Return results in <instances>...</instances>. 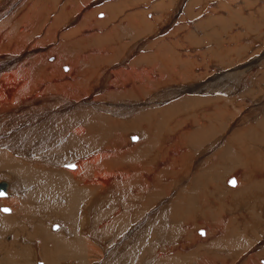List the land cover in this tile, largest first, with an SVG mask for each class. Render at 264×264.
<instances>
[{
    "label": "bare ground",
    "instance_id": "bare-ground-1",
    "mask_svg": "<svg viewBox=\"0 0 264 264\" xmlns=\"http://www.w3.org/2000/svg\"><path fill=\"white\" fill-rule=\"evenodd\" d=\"M20 1L21 0H0V6L2 5L0 7V10L7 7V9H3L2 12L0 11V13L5 12L6 10L8 11L6 15L8 16L10 23L9 31L12 36L10 39L14 41L13 44L14 47H15V42L19 44H23L24 43L23 41H26L28 38H30L32 35H34L36 32L39 31V29L41 28L40 25L41 21L45 19L43 17L45 13L42 12L44 10L45 4H47V6L49 5L48 8H50L51 6L55 10L56 8L55 5L58 4L59 2V0L56 1L36 0L38 2H36L34 5L36 6L35 9L28 6L27 9L29 11L24 13L25 9L24 10L21 9ZM67 1L68 2L72 1V2H69L68 4ZM67 1H66L67 5L76 6V4H78L76 2L77 0H67ZM73 1H75L76 4H72ZM110 1L112 2H109L102 7V10L104 12L99 9L98 11L96 10L97 13L96 15L98 17L96 15L94 17L97 18L106 17V20L102 24H100L98 20H95L96 25L94 26H96L95 27L96 30H94L89 26L90 23L88 24V19H87L88 16H86L85 21H82L81 23L83 27L82 30L85 29L86 35H83L84 33L81 34L82 31L76 33V31L73 30L74 31L73 34L72 33H69V35H67V33L62 34L61 36L62 40L60 43H58L59 45L58 44L57 46L50 45L52 47L56 46L55 47L56 52L54 50H50L48 52V53H52L51 55H53V52H55L54 54H56V57L55 56L54 57L56 58V60L53 61L51 64H48V66L46 62H43L40 54L28 60V58H25V55H27L28 52L21 51L22 54L17 56H14L15 54L10 55L8 53V52L15 53L17 50L19 51L22 50V48L0 46V52L3 51V53L0 54V182L6 181L7 183L6 194L0 196V211L6 213V214L0 213V237H3L0 239V264H38L39 262H36V260L40 258L43 259L46 262V264H133L134 262L133 260L136 259L134 257L140 255L139 253L140 250L143 248L144 250L148 249V246H146L142 242L144 240L141 239L144 236L143 235L144 231L140 229L143 223L141 221L140 222L137 221L138 217L141 216V213H143L142 210L146 211V209H144L146 208V205L149 206L152 200L156 202L155 201L156 199L154 200V198H151V194H153L152 192L146 196L145 194L147 193H145L143 198H140L139 196L140 194L139 195L137 194L138 196L137 195L136 196L138 197V199L139 198L140 199L136 201L137 197L133 196L135 191H133V193L131 194V191L129 189L130 188L133 189V186L135 185H138L136 186L138 190H141L143 188L141 185L138 184L141 181L140 179L141 175H144L148 181L153 177H155L154 180L156 182L158 177L157 173L160 172L159 179L160 181L161 178L164 180V178L168 177V175L166 173L167 169L165 168L166 170H164L163 166L165 163H167L166 160L167 161L170 159L172 160L171 157L174 156H177L175 160H172L174 161V163L172 162V165L169 162L167 163L171 165L168 168L170 170L169 172H172L173 164L178 167L176 163H179V165L182 164V166L184 165V167L189 163V161L190 162L196 161V164L195 166H191L192 164H189L186 168L187 170L186 175L183 176L179 175L182 178L184 177L183 179H179L181 177L178 178L177 176V178L179 179L178 182H180V184H178L179 186L177 185L176 187L181 186L180 189H178L179 191L175 192L174 194H171L173 192L168 193L171 194L170 198L167 200L168 207L171 209V212L173 213L172 216H174V220H176L177 223H175V225L172 226H167V229H166V225L164 229L160 227L161 231L163 229L162 232L164 234L156 233L157 236L154 235L153 237V238L158 237L159 239V240L157 239L158 242H160V244L163 243L164 244L163 247L167 246L166 248L170 252L165 253L164 255L162 254L163 250L161 252L155 250L154 257H152L153 255H151L152 259L146 258L140 264H218L217 262L221 260L219 259L221 257L216 255L217 252L211 251V250H215V249H211V247L216 248V246L222 244L223 241V244L230 247L229 252L231 253L232 249H236L239 247L238 248L239 250L241 247L240 244H243L241 242H243L244 239L241 238L242 240L240 241L239 237H241V235H239V231H241L240 229L241 226H245L244 225L245 222H242L241 219H237L238 220L237 221L235 219V217L237 216L232 217L233 222L236 223L235 225H233L234 223H231L228 220L230 216L226 217L228 218L226 219L227 221L223 222L221 218L225 219L227 213V210L224 209L225 206L223 207L218 206V209L215 205L214 208L211 206H207L204 197L206 196L211 200H215L220 196V193L214 191L215 188H213L211 191H209V195L207 194L202 184L203 179L206 177L207 174L205 173V171L202 172L198 171L197 165H200L201 163L204 164V162H202L204 158L208 156H213L214 153L212 154L211 152L212 141L215 140L214 142L218 144L220 143L221 140V142L223 141L222 142L223 146L219 150H217V152H215L216 155L214 156L217 162L215 165L212 164L211 166L213 167L212 170L216 171V174L213 173V175L215 174L216 177L212 176V178L215 179L216 181L217 180L219 181V179H221V181L223 179L225 180L224 177H226L230 173L232 174L233 171L235 172V169H237V167L238 168L240 167V169L244 168L243 171L246 170L248 172L249 169L247 170V168L250 167L251 165L249 166L243 163L245 162V160H243L244 156L242 157V155L246 152L247 153L251 152L250 148L252 146L249 147V149L247 146H249L252 141L249 140L251 142L248 145V142H246L245 140L243 141V137H246L248 139L252 137V139L260 140L259 138L261 136L259 137L258 135L259 133H257V129H251V128H250L251 130H248L246 132L244 131L245 129H243L242 133L236 132L238 134H235L234 136L232 135L238 129L240 130L241 128H244V125H246V123H248L249 121L251 122L252 118H256V116H259L260 118L261 117L260 115L264 114V100L261 99L260 104H258V101H256L258 106L254 105L253 107L251 106L246 110L243 109L244 110L243 113L237 116L236 122L233 123L231 121L232 117L227 120V118H229L230 116L227 117L226 112L230 111L229 109L233 110V108H237L238 104L233 108H229V105L226 106V103L224 104L223 100L222 101L219 100L220 97L215 96L214 98H212L209 97L210 96L209 95L207 96L209 98L207 97L203 98L201 94L203 95L204 93L208 94V92H212L213 94L215 93V91L226 93V91L227 92L230 91L231 93L236 92L235 95H237V93H239L238 91L239 86L236 87V85L233 84V87L231 85H228L229 88H227V84L221 83V85H219L218 88H215L218 86L216 79L218 77L220 78L221 76L213 75L214 79L212 77L210 80L208 79L203 80L208 75L207 68L210 66V64L209 66L206 65L207 67L205 66L207 71L205 70V72L204 71L201 72L200 69L202 66L195 68L196 66L194 65L197 64L194 65L192 64V62H194L195 60L190 62L192 60V59L190 60V58L189 60L188 58L186 59L182 58L183 60L179 59L181 55L177 52V54L180 55L179 57H177L176 56L177 54L174 52V50L168 46L169 44L167 45L165 43H159L157 47L156 46L157 43L155 40L156 39L158 40L159 39L158 37L160 36L163 37V41H164V35L167 33L165 31H168L167 29L170 27V23H168V21H165V18L163 22L160 25H157V28H155L156 30L155 35H158V37L153 40L155 42L152 43L151 40L148 41L146 38H144L145 36L143 35H147L146 33L150 32V29L151 31L154 30L153 28L155 27L154 26L155 24L153 23H155V21L152 20L156 19L155 16L159 18L161 17V15L157 16V14L154 13L153 11L151 14L150 10H152V8L153 9L155 8L159 10L160 13V9L163 8L164 5L162 3L158 4L159 9L157 8V5L155 6L152 4L150 5L151 6L150 8L148 7L149 12H146L145 14L146 15H148L149 13L151 14V16H149L151 17L150 18L152 21L151 22L149 21V19H147L148 21L145 20L146 19L145 14H143L144 11L143 12L141 11L144 7L142 2H140L141 9L138 11V8H140V6L138 5L139 4L138 1L133 2L131 0H125L126 1L125 6L123 5L124 8L122 9V11H120L121 6L117 4L119 0L117 2L114 0H110ZM2 3H5V5ZM95 3L96 1H94V3L92 4L89 3L90 5L87 4V6L85 3V6L82 8V11L89 8V6H93ZM18 6L20 8H18L13 12V10ZM60 6L58 7L60 8ZM64 6L62 5L63 10H65ZM41 7L43 8L42 11H41L42 9ZM128 7L131 8L128 9ZM62 8L60 9L61 11L59 10V12H57L56 16L54 15L55 17L53 16L54 18H52L53 22L50 23L52 24L50 28L53 26H57L56 24L58 25H63L64 23L67 24L68 22L65 21L66 20L65 18L66 16L70 15L69 12L76 14L77 10L80 11L79 7H76L74 9L72 8L74 12H71V10L70 11L67 10L68 13H65V11H62ZM67 8L69 9V7ZM19 10H21V12L16 16H13V18L12 15H9L10 13L18 12ZM164 10L165 9H163V11ZM48 11H50V9ZM82 11H80L81 14H83ZM52 12L54 13V11ZM246 17L248 18L249 16L246 15ZM219 19L220 18H218V22ZM157 20L156 22H158ZM256 22H258V20ZM12 23H15L16 25L13 26ZM107 23L108 26H105L104 24ZM163 23H166V25L164 24L165 25L164 26ZM149 24L153 25V26L151 25L150 29H148ZM236 24L238 25V23ZM251 24H255V23H251ZM20 25H22V27H20L19 29ZM226 25L228 26V24ZM258 26L259 25H257L256 28ZM1 28H3L2 24H1ZM252 28H253L252 30H254V27ZM1 30L2 29H0V32ZM17 30L19 31V33ZM48 31L49 29L46 31L45 36H48L47 34ZM100 32L103 33V34L101 33L102 36H97ZM6 33L9 34V32ZM75 33L76 35H74ZM151 33L154 32H150V34ZM104 34L106 35L104 36ZM73 35L74 37L73 39H71L72 38L71 36ZM192 36L193 35H191V37ZM227 36L229 35L227 34ZM80 37H82L83 40L78 41L79 40L78 38ZM48 39L49 37L46 40ZM74 39H78V40L74 41ZM124 39L125 41H123ZM41 40L33 42V45L36 46L38 44H41L42 42H45V39H43V41ZM146 41L147 43H145ZM179 43H181V41ZM214 44L216 45V49H217L219 43L217 42L216 39L214 41ZM243 44L245 46V42ZM196 45L193 47L200 48V46H198L199 44L196 43ZM177 46L180 47L182 45L179 44ZM177 46L176 48H178ZM173 47L175 49V44ZM183 47H180L178 50L186 49L185 52H188L187 57H189L190 51L188 49H190L191 46L188 45V48L187 47L183 48ZM24 48L26 47L24 46ZM140 48L143 49L142 52L141 51L139 52ZM193 49L192 51H194L197 55L203 54L204 52L205 55L206 53H208L209 56L208 55L206 56L211 57V59L212 58L214 59V57H216V61L218 60V62L221 61L222 56L224 57L223 52L221 50L216 51V49L213 48H212L213 50H210L204 47L202 52H199L201 50L198 49H197L198 51L196 52V50ZM76 51L80 52L78 53V55H81L80 56L81 58L78 56V60L80 59L82 60V58L87 56H90V58L89 59L87 58V60L85 61H83L84 60L83 59L82 62L84 63H80L81 61H79V63L75 64L74 60L77 61L76 59L77 57H75V59L73 60L74 63L71 62L72 63L71 64L70 62H68V65L70 64L71 66V68H69L70 71L68 72L65 71L66 72V73L64 72L65 74L63 73L61 74V72L59 73L58 66L59 65L61 66V63L63 61H68L69 58H71ZM137 52H139V54H136V56L135 57L133 56L134 58L132 57L133 59L130 60L129 59L130 55L135 54ZM75 54L77 55V53ZM197 55H195V58L202 59L201 58L202 56H197ZM72 59L70 60L72 61ZM202 60L204 62V59ZM126 61H128L129 63H127ZM223 62L222 64L224 65ZM45 64L47 67L45 66ZM226 64L228 65V63ZM229 64L231 63L229 62ZM215 65L217 64L215 63L212 69L215 67ZM219 65L220 64L218 63V66ZM73 67H75V70ZM152 67L156 75L152 74L151 71ZM189 68L191 73L189 72ZM62 69L64 70V68ZM233 73H229V74L231 75ZM128 77H130L129 78L130 84L127 83L128 80L127 81L125 80ZM73 80L75 82H73ZM239 80L240 79H238V81ZM161 81L165 83V87L168 85V88L163 87L164 85L162 84ZM263 81L264 80L262 79L261 83H263ZM247 82L248 81L246 82L244 81L241 84V86L243 84H247ZM236 84L238 85V83ZM252 85L254 87L253 83L251 84V86ZM257 87H259L258 82H257ZM263 87L264 85H262V88ZM235 88L237 89V91H235ZM202 89L204 92H202ZM182 92H187V94H185V97L183 95L181 96ZM241 92L243 94V91ZM251 92L253 91L251 90ZM147 93L149 94L147 95ZM261 93L262 92H260V94ZM145 94L147 97L149 96L151 97L148 100H143L145 99L144 97ZM192 94L193 96L196 95L197 99L186 98V96L189 97L192 96ZM255 94L256 93H253L254 97ZM49 95L53 97H48ZM171 95L173 98L176 95H178L179 97L181 96V98L184 97V100L179 98L175 101L173 100V102L172 100H170L171 103L169 101V104L167 105L162 104L167 99H170ZM253 96L252 95L249 96V98L251 99H249L247 96L246 97L252 102L254 101L252 100ZM256 97H258V95H256ZM204 101L206 102L210 101L209 105L208 106L203 105L201 106L200 109H196V112L192 113V115L198 114V116H196L198 117V121L196 120L195 122H199L202 125H198L197 123H195L196 124L195 125L194 124L195 118L194 119L192 118L191 120L189 119L186 120L185 118H188L187 115L188 116L190 115V113H188V110L189 109L191 110V108L195 107V105L197 104L201 105L203 103H206ZM232 101L229 100V103H231ZM236 102L238 103L239 101ZM254 104L256 103L254 102ZM161 105L163 106L160 107ZM209 112H210L209 115L204 114ZM177 113L181 115L179 118L174 117L175 114ZM230 113H232V111ZM238 114H239V110H238ZM127 116H131V118L128 120ZM124 118H126V120ZM169 118L173 121L176 119L181 120L182 123L181 124L179 123L178 125L176 124L177 127H174L175 128L174 130H172L173 129L172 128L169 131V128L171 127L169 126L168 128L167 126H165L166 124H168L167 122L169 121L167 120H169ZM183 118L186 121L185 120L183 121L182 120ZM263 122L264 120H261L260 124H264ZM259 125H258L259 127L258 130L260 131L261 128ZM125 133L126 136H124ZM136 133L140 135L141 139H139L138 142L135 144L137 138L133 137L132 135ZM161 135H162L161 143H163L162 146L167 144L168 141L169 142L171 141L170 143L171 146L173 145L176 146L177 143L178 146L179 145H183L187 147L189 146L188 148H190L193 151L189 150L186 147L188 149L186 152L177 146L174 147V149L172 150L169 144H167V148L169 146L170 149L165 148L166 146L164 148L166 150H169V152L167 153L168 159H163L165 158V155L162 156V151L160 150L161 145L158 146L157 143V140L160 141L159 139ZM221 135L222 136L225 135L226 137L223 136L222 138H220ZM263 136L264 135H262V137ZM130 138L131 141L129 142ZM257 140L256 141L253 140V141L257 143L259 142ZM173 141H175L174 144ZM245 142L247 143V146L245 145L246 144ZM202 144H205L204 145L205 147L202 150H200L201 149L200 146ZM218 147L219 146H217V148ZM255 147L257 148L258 146ZM258 149L259 147L257 148V150ZM202 151L204 153L202 159L198 157L194 159L192 158V156H199ZM262 156H264V154ZM249 157L252 158V156ZM253 157L256 158L255 155ZM190 158H192L193 160H190ZM261 158L263 159V157ZM154 161H155V165H153ZM50 162H51V166L43 165L45 163L50 164ZM71 162L76 163L77 166L76 169L72 170L69 168L67 169L65 167V166L74 167V164H69ZM258 162H261L260 158L258 159ZM95 164H97V167H94ZM92 166L94 168L90 169ZM181 167L178 168L181 170ZM194 168H195V173L193 175H191L193 172L189 174L188 172L189 171L191 172L192 170H194ZM252 168L253 166L251 167V169ZM174 170L175 169L173 168V171ZM255 170H258L256 172L258 178L259 177L261 179L263 178L264 181V167L262 168V165L261 166L255 165ZM178 171L176 168V172ZM236 172H238V169L236 170ZM249 172H248L249 176H247L248 174L244 171L246 178L250 177L251 174L254 173V171H249ZM231 176L232 177L228 178L226 181V183L229 186L227 187L226 184H223L226 186L225 188H228L229 192L231 193L230 199H233L232 197H234V195H237L234 194L235 190L239 194L245 193L247 191L249 192L248 189L250 188V185L253 184L252 182H251L252 184H248L250 182H248L247 180L246 183H244L243 180H242L243 182L239 181L243 177H238L237 179L235 176L233 175ZM119 177L122 178V180L120 181L116 180ZM187 177L189 178V180H187ZM209 177L211 178V176ZM7 178L12 179V181L13 179L16 180L15 182L13 181L12 183L17 185L19 192L21 193V196L18 194L20 197L19 196L15 197V193H14V195H12L14 198L12 197V199H10L9 194L13 193L14 189L12 185L10 186V184L12 183L9 184V182L6 180ZM253 178H255L256 181L258 179L256 176ZM251 179L252 178H250V180ZM168 180L169 181L167 182L161 181V183H163L166 186L168 185L172 188L173 183L170 181V179ZM185 180L189 181V184L186 185L187 181L184 182ZM234 181L235 184H232ZM236 181H237V187L234 188L236 185ZM143 182L140 183L143 184ZM258 183H260L259 187L263 185L262 180L261 182L260 181L257 182V184ZM183 184L185 185V187H182ZM258 185H256V188ZM262 187L264 190V186ZM162 188H165V186L161 187V189ZM107 189H109L110 191L106 192ZM156 189H158V187L157 188L155 187L153 190H155V192L157 193ZM116 191H120V193L118 194ZM149 191L150 190H148V193ZM162 193H164V191ZM215 193H218V197L217 195H215ZM222 193L221 196L222 197L225 196ZM225 193H227V191ZM125 194H128L126 195L127 196L126 201L129 202H126L122 198V196H124ZM130 195L133 196L132 198L133 201L132 200L130 201L132 197ZM155 196L157 197V194L153 195L152 197ZM166 196L168 197L169 195L166 194ZM245 196H247L246 193ZM106 197H110L107 200V202H105ZM214 197L215 199H213ZM121 198L123 200V205H124L123 210H119V209L116 210L120 214L118 215L116 212V216L114 218H111L112 220L109 221L111 222L110 225L107 228L103 229L104 226L103 227L101 226L103 222L102 223L99 222L103 221L109 216L110 210L109 209H108L109 211H107V209L102 210L100 205L102 204L104 207H106L110 205L109 203L112 204L116 199L120 201ZM128 198L129 200H127ZM134 198L136 199L134 200ZM225 198H227V196H225ZM260 201L262 200L260 199ZM1 205H10L12 213L8 214V212H10V208L8 207H7L8 211L2 210V208L5 206H1ZM253 205L254 204H252L251 207ZM121 206H122V202H120V208ZM161 208L163 209L162 206ZM151 210H154L153 207L152 209H150V213ZM93 211L95 214H93ZM160 212L159 214L161 215ZM163 214L165 213H162V215ZM153 216L155 218V216L157 215H153ZM172 216L170 217L172 218ZM178 217L180 218L183 217L184 219H186V220L184 219L180 220L182 222L184 221L183 227H185L186 222L189 221L193 222V220L198 222L197 223L198 226L196 227V229H198L197 233H199L200 235L204 236L206 234L205 236H207L210 235L212 232L213 233L217 232V230L220 232L223 231L222 235L219 236L220 237L219 239L215 238L214 240L213 238L212 241L208 239L211 242L208 245L193 243V245L191 246L193 248H191L188 245H185V243L183 242L179 244L177 243V249L174 251L173 242L171 240L175 239L176 241L177 240L181 241L180 240L181 237L179 236V234L181 233L187 234L185 235V238L190 236L189 233H187L188 231H184V229L182 228V224L180 225ZM200 217H204L205 222L208 223V225L206 224L207 226L213 227L217 230L212 231L210 227H208V229L211 230L210 232H208L207 228L206 230L205 228H203L202 224L200 225L201 222ZM150 219L149 222L146 224L150 225L154 221L158 220V219L155 220L156 218L153 219L154 221ZM162 220L163 219L160 217L159 220L157 221V225L159 221ZM255 222L256 221H254V223ZM161 223L162 222H160V224ZM254 225L252 222L253 227ZM248 228H246V230ZM53 229H57V230H53ZM158 230L160 232L159 228ZM152 231L153 230H151V232ZM86 232L88 234V237L84 236ZM242 232H244L243 233L244 235H247L245 234V229ZM93 233L96 234L97 236L96 235L94 236ZM8 234H10L11 237H8ZM106 237H113L117 241L111 239L112 242L115 241V243H112L110 242L109 239H106L105 242H103L104 241L103 239H105ZM246 238L249 239V237ZM108 240L112 244L107 242ZM191 240L192 239H190V241L185 240V242L192 244L194 240L193 241ZM199 240H203V239H201V237L198 236L196 242L198 243ZM131 245H133L134 247ZM152 246L154 247V245ZM249 246H251V244ZM249 246L248 245L245 246L246 249ZM185 247L186 249L190 247V249H188L189 251L187 250L188 252L182 251ZM207 247L210 248L206 250ZM170 248L174 252L171 253L172 250H169ZM238 250L236 251L238 252ZM241 250L243 251L242 247ZM234 252L235 251H233L229 255L231 256H233V254L236 255L237 252L235 253ZM249 252L251 253V251ZM246 253L247 255L249 254L248 252ZM145 255L147 254L145 253ZM260 255L264 256V250H262ZM250 257L249 259H252L251 261L252 263H254L253 260L255 258L253 256L252 257L254 259ZM260 258L262 259V261L260 260L259 261L262 264H264L263 257ZM238 259L242 261V259L240 258ZM258 259L259 258H257V260ZM239 260L235 259L232 260V262L234 261V263H236ZM114 261H116L117 263ZM259 261H257L256 264ZM225 262L228 264V262L230 261L227 262L225 259ZM225 262L223 261L221 262V264H225ZM248 263L251 264V262Z\"/></svg>",
    "mask_w": 264,
    "mask_h": 264
},
{
    "label": "rangeland",
    "instance_id": "rangeland-1",
    "mask_svg": "<svg viewBox=\"0 0 264 264\" xmlns=\"http://www.w3.org/2000/svg\"><path fill=\"white\" fill-rule=\"evenodd\" d=\"M56 1V0H55ZM67 0H64V4H63V2H62V0H59V2H58V4H56L55 6H56V8H55V10L50 6V8H48V6H47V4H45V7H44V10H43V8L41 9V11L43 12V13H45L44 14V20L43 21H41V23H40V25H41V28L39 29V31L38 32H36L34 35H32L30 38H28L26 41H23L24 43L23 44H19V43H16L15 42V47H20V48H22V50H17L15 53H10V52H8L10 55H14V56H17V55H20V54H22L21 53V51H23V52H28V54L27 55H25V58H28V60H30L32 57H34V56H37V55H39L40 54V56H41V58H42V60H43V62H46L47 63V66H48V64H51L53 61H55L56 60V54H54L55 52H56V49H55V47L57 46V44L58 43H60L61 42V36H62V34L63 33H67V35H69V33H74V31L73 30H75L76 31V33H78V32H81L82 31V33L81 34H83V35H86L85 34V29L84 30H82L83 29V27H82V25H81V23H82V21H85V17L86 16H88V24H89V26L91 27V28H93L94 30H96L95 29V27L96 26H94V25H96V21L95 20H98L99 21V23L100 24H102L105 20H106V17H104V18H97L98 16L96 15L97 13H96V10L98 11V9L99 10H102V7L103 6H105L107 3H109V2H112V1H110V0H94V1H96V3L93 5V6H89V8H87V9H85V10H83L82 11V8L85 6V3H86V6H87V4L88 5H90V4H92V3H94V1L93 0H84V1H76L78 4H76V2L75 1H73V3L72 4H76V6L75 5H67V2H66ZM86 1H88V2H86ZM114 1H118V0H114ZM131 1H138V5L140 6V8H138V11L141 9V3L140 2H142L143 3V5H144V7H143V9L141 10L142 12H143V14H145L146 12H149V8L151 7L150 5L152 4V5H157V8L159 7L158 6V4H160V3H162L164 6H163V8H161L160 9V13H159V10H157V9H153L152 8V10H150V12H151V14H152V11L154 12V13H156L157 14V16H160L161 15V17L159 18V17H156L155 16V20L153 19L152 21H155V23H153V24H155L154 26V30H152L151 31V29H150V27H151V25L152 24H149V28L148 29H150V32H154V33H151L150 34V32H148V33H146L147 35H143V36H145L144 38H146L148 41L149 40H151V42L153 43V42H155L156 41V46L158 47V44L159 43H165V44H169L168 46L170 47V48H172L173 50H174V52L177 54V52L181 55H179V54H177L176 56L177 57H179L180 56V58L179 59H181V60H183V59H186V58H188V60H189V58H190V62H192V61H194V62H192V64L194 65V64H197V65H194V66H196L195 68H197V67H201V69L200 68H198V69H200L201 70V72L202 71H204L205 72V70L207 71V69H208V75L206 76V78L205 79H203V80H206V79H208V80H210L212 77H213V75H216V76H221L219 79L217 78L216 79V81H217V87H215V88H218L219 87V85H221V83L222 84H227V88H229L228 87V85H231L232 87H233V84L234 85H236V87L237 86H239V89H238V91H239V93H237V95H235L236 94V92L235 93H231L230 91H226V93H221V92H216L215 91V93H213L212 94V92H208V94L207 93H204V95L203 94H201L202 95V97L203 98H206L207 96H209V97H212V98H214L215 96L217 97H220V99L219 100H223V102H224V104L226 103V106L227 105H229V108H233L234 106H236L237 104H238V106H237V108H233V110H231V109H229L230 111H227L226 112V114H227V117H229V118H227V120L228 119H230L231 117H232V122L234 123V122H236L237 120H236V118H237V116H239L240 114H242L243 113V111L244 110H246L247 108H249V107H253L254 105L255 106H258V104H260V101H261V99H263L264 100V87L262 88V85H264L263 83H264V81H263V83H261L262 82V79L264 80V0H131ZM177 1H179V2H177ZM224 1V2H223ZM239 1V2H238ZM30 3V4H27V3ZM36 2H38V1H36V0H28L26 3H24L23 5H21V9L22 10H24V13H26L27 11H29L28 9H27V7L28 6H30V7H32L33 9H35V7L36 6H34L35 5V3ZM69 2H72V1H69ZM69 2H68V4H69ZM85 2V3H84ZM100 2V3H99ZM125 0H119L118 1V5L119 6H121V9H120V11H122V9L124 8V6H125ZM169 4H168V3ZM174 2V3H173ZM183 2H184V4H183ZM235 2V3H234ZM238 2V3H237ZM257 2V3H256ZM261 2V3H260ZM56 3V2H55ZM90 3V4H89ZM179 3V4H178ZM234 3V4H233ZM246 3V4H245ZM2 4H4L5 5V3H2ZM60 4H61V6H60ZM194 4V5H193ZM224 4H226V5H224ZM228 4V5H227ZM241 4V5H240ZM261 4V5H260ZM3 5V6H4ZM62 5L64 6V9L65 10H63V8H62ZM124 5V6H123ZM178 5H180V6H178ZM183 5V6H182ZM191 5H193V6H191ZM219 5V6H218ZM237 5V6H236ZM2 6V5H1ZM0 6V7H1ZM58 6H60V8L58 7ZM81 6V7H80ZM177 6V7H176ZM211 6H212V9H211ZM58 7V8H57ZM67 7H69V9L67 8ZM70 7H71V9H70ZM76 7H79V9H80V11H82V13L83 14H81L80 13V11L79 10H77L76 11V14H74V13H70L69 12V14L70 15H68V16H66V20L65 21H67L68 23L67 24H65L64 22V24L63 25H58V24H56L57 26H53V27H51L50 28V26L52 25V24H50V23H52L53 22V20H52V18H54L56 15H57V10H60L61 8H62V11H65V13H68V12H66L67 10H71V12H74L73 11V9L74 8H76ZM149 7V8H148ZM193 7V8H192ZM245 7V8H244ZM18 8H20L19 6L17 7V8H15L14 10H13V12L15 11V10H17ZM47 8V9H46ZM73 8V9H72ZM129 8H131V7H128V9ZM263 8V9H262ZM3 9H7V7L6 8H3ZM2 9V10H3ZM50 9V11H48ZM89 9V10H88ZM159 9V8H158ZM163 9H165L164 11H163ZM176 9V10H175ZM191 9V10H190ZM216 9V10H215ZM2 10H0L1 12H2ZM52 11H54V13L52 12ZM56 11V12H55ZM61 11V10H60ZM103 11V10H102ZM171 11V12H170ZM220 11V12H219ZM21 12V10H19L18 12H15V13H10L9 15H12V18H13V16H16L17 14H19ZM78 12V13H77ZM95 12V13H94ZM104 12V11H103ZM158 12V13H157ZM5 13V14H4ZM8 13V11L6 10L5 12H3V13H0V29H2L1 30V32H0V46H2V47H12V48H15L14 46H13V44H14V41H12L10 38L12 37L11 36V34H10V31H9V27H10V23H9V18H8V16L6 15ZM31 13V12H30ZM46 13H48V14H46ZM139 13H141V12H139ZM175 13V14H174ZM181 13V14H180ZM221 13H222V15H221ZM243 13V14H242ZM122 14V13H121ZM151 14L149 13L148 15H146L145 14V20H147V19H149V21H151V17H149V16H151ZM170 14H172V15H170ZM191 14V15H190ZM244 14H246L247 16H249L248 18L246 17V15H244ZM259 14V15H258ZM55 15V16H54ZM97 16V17H94V16ZM169 15V16H168ZM54 16V17H53ZM76 16V17H75ZM144 16V15H143ZM190 16V17H189ZM219 16V17H218ZM223 16V17H222ZM247 18H245V17ZM252 16V17H251ZM73 17H74V19H73ZM83 17V18H82ZM225 17V18H224ZM90 18V19H89ZM95 18V19H94ZM159 18V19H158ZM164 18H165V21H168V23H170V27L167 29L168 31H165V32H167L165 35H164V41H163V37H158V35H155L156 33H155V28H157V25H160L162 22H163V20H164ZM217 18V19H216ZM218 18H222L221 20L219 19V22H218ZM11 19V18H10ZM158 19V20H157ZM162 19V20H161ZM251 19V20H250ZM254 19V20H253ZM263 19V20H262ZM156 20L158 21V22H156ZM214 20V21H213ZM242 20V21H241ZM249 20H250V22H249ZM258 20V22H256ZM5 21V22H4ZM51 21V22H50ZM100 21H102V22H100ZM148 21V20H147ZM151 21V22H152ZM174 23H173V22ZM222 21V22H221ZM228 21V22H227ZM240 21V22H239ZM252 21V22H251ZM74 22V23H73ZM224 22V23H223ZM44 23V24H43ZM173 23V24H172ZM201 23V24H200ZM232 23V24H231ZM236 23H238V25L236 24ZM240 23V24H239ZM251 23H255V24H251ZM1 24H2V27L3 28H1ZM13 24V26L14 25H16L15 23H12ZM11 24V25H12ZM166 25V23H163V25ZM212 24V25H211ZM224 24H225V26H224ZM226 24H228V26L226 25ZM260 24H262V25H260ZM81 25V26H80ZM105 26H108V23L107 24H104ZM164 25V26H165ZM216 25V26H215ZM246 25V26H245ZM248 25V26H247ZM253 25V26H252ZM257 25H259L257 28H256V26ZM7 26V27H6ZM59 26V27H58ZM94 26V27H93ZM153 26V25H152ZM197 26V27H196ZM230 26H231V28H230ZM260 26H261V28H260ZM20 27H22V25H20L19 26V29H20ZM43 27V28H42ZM49 27V28H48ZM90 27H88V28H90ZM198 27H200V28H198ZM225 27V28H224ZM228 27V28H227ZM251 27V28H250ZM252 27H254V30H252L253 28ZM17 28V27H16ZM49 29V31L47 32V34H48V36H45V34H46V31ZM88 28H86V29H88ZM197 28V29H196ZM205 28V29H204ZM71 29V30H70ZM77 29V30H76ZM224 29V30H223ZM231 29V30H230ZM237 29V30H236ZM233 30V31H232ZM257 30V31H256ZM18 31V30H17ZM71 31V32H70ZM6 32H9V34L8 33H6ZM174 32V33H173ZM219 32V33H218ZM226 32H229V33H226ZM244 32V33H243ZM248 32V33H247ZM6 33V34H5ZM18 33H19V31H18ZM76 33L74 34V35H76ZM98 33V32H97ZM102 32H100L97 36H102V34H101ZM61 34V35H60ZM154 34V35H153ZM227 34L229 35V36H227ZM233 34V35H232ZM58 35V36H57ZM74 35L73 36H71L70 38L71 39H73V37H74ZM106 34H104V36H105ZM150 35H152V36H150ZM189 35V36H188ZM191 35H193L192 37H191ZM215 35H216V37H215ZM257 35V36H256ZM44 36V37H43ZM59 36H60V38H59ZM186 36V37H185ZM203 36H205V37H203ZM218 36H219V38H218ZM49 37V39L48 40H46L47 38ZM150 37V38H149ZM159 38L158 40L156 39V38ZM176 37V38H175ZM188 37H190V38H188ZM215 37V38H214ZM238 37V38H237ZM180 38H181V40H180ZM218 38V39H217ZM2 39V40H1ZM42 39V40H41ZM43 39H45V42H42L41 44H38V45H36V46H34L33 45V42H36V41H39V40H41V41H43ZM79 39V40H78ZM78 39H74V41H76V40H78V41H80V40H83V38L82 37H80V38H78ZM123 39V38H122ZM126 39V38H125ZM125 39L123 40V41H125ZM154 39H156L155 41H153ZM190 39H192V40H190ZM204 39V40H203ZM215 39L217 40V42L219 43V45H218V47H217V49H216V43L214 44V41H215ZM252 39H253V41H252ZM256 39V40H255ZM181 41V43H179L180 41ZM196 40V41H195ZM208 40H210V41H208ZM212 40V41H211ZM232 40V41H231ZM251 40V41H250ZM173 41H174V44H175V49H174V44H173ZM179 41V42H178ZM194 41H195V43H194ZM251 43H250V42ZM82 42V41H81ZM86 42V41H85ZM183 42V43H182ZM191 42V43H190ZM245 42V46H244V43ZM249 42V43H248ZM127 43V42H126ZM145 43H147V41L145 42ZM182 45V46H180V47H187L188 48V45H190L191 46V48L190 49H188L189 51H190V54H189V57H187L188 56V52H185L186 51V49H183V50H178L180 47L179 46H177V45ZM196 43L197 44H199L198 46H200V48L199 47H193V46H195L196 45ZM247 43V44H246ZM17 44V45H16ZM19 44V45H18ZM43 44H45V45H43ZM48 44V45H47ZM32 47H31V46ZM50 45H56V46H50ZM59 45V44H58ZM249 45V46H248ZM24 46L26 47V48H24ZM45 46V47H44ZM176 46L178 47V48H176ZM197 46V45H196ZM50 47V48H49ZM183 47V48H184ZM204 47L205 48H208V49H210V50H213V49H216V51H219V50H221L222 52H223V55H224V57L222 56L221 58V61L224 63V65L222 64V62L220 61V62H218V60L216 61V57H214L213 55V57H214V59L212 58L211 59V57H208L209 55H208V53H206V55H208V56H206L205 54H204V52H203V54H196L194 51H192V49L193 50H196V52L198 51V50H201V51H199V52H202L203 51V49H204ZM221 49H220V48ZM225 47H227V48H225ZM231 49H230V48ZM52 48H54V49H52ZM196 48V49H195ZM213 48V49H212ZM218 48H219V50H218ZM223 48V49H222ZM234 48V49H233ZM198 49V50H197ZM50 50H54L55 52H53V55H51L52 53H48ZM142 50L143 49H141L140 48V50H139V52L141 51L142 52ZM233 50V51H232ZM82 51H84V50H82ZM183 51V52H182ZM227 51V52H226ZM139 52H137V53H135V54H131L130 55V57H129V59L131 60V59H133L135 56H136V54H139ZM231 52V53H230ZM1 53H3V51H1L0 52V54ZM44 53V54H43ZM75 53H77V55L75 54ZM74 53V55L71 57V58H69V60L70 59H72V61L70 60H68V61H63L62 63H61V66L59 65L58 66V72L60 73L61 72V74L63 73V74H65L66 72L65 71H70V69L69 68H71V66H70V64L68 65V62H72V63H74V61H75V64H77V63H79V61H81L80 63H84V62H82V60L83 61H85V60H87V58L89 59L90 58V56H87V57H84V58H82V60L80 59V60H78V56L80 57L81 55H78V53H80V52H75ZM134 53V52H133ZM193 53V54H192ZM254 53V54H253ZM43 54V55H42ZM213 54V53H212ZM175 55V54H174ZM185 55V56H184ZM195 55H197V56H202L201 58L202 59H204V62H203V60L202 59H197V58H195ZM246 55V56H245ZM259 55H261V56H259ZM55 56V57H54ZM134 56V57H133ZM75 57H77L76 59H77V61L76 60H74L75 59ZM133 57V58H132ZM81 58V57H80ZM183 58V59H182ZM259 58V59H258ZM208 59V60H207ZM210 59V60H209ZM238 59V60H237ZM253 59V60H252ZM262 59V60H261ZM74 60V61H73ZM249 60V61H248ZM20 61V60H19ZM18 61V62H19ZM212 61V62H211ZM215 61V62H214ZM234 61V62H233ZM254 61V62H253ZM127 63H129L128 61H126ZM197 62V63H196ZM207 62V63H206ZM211 62V63H210ZM229 62L231 63V64H233V65H231V64H229ZM252 62H253V64H252ZM67 65H66V64ZM71 63V64H72ZM217 64V65H215V67L212 69V67H213V65L214 64ZM218 63L220 64L219 66H218ZM226 63H228V65H229V67H228V65L226 64ZM236 63V64H235ZM205 64V65H204ZM209 64H210V66H209ZM251 64V65H250ZM209 66L207 69H206V67L207 66ZM222 65V66H221ZM235 65V66H234ZM247 67H246V66ZM256 65V66H255ZM45 66H46V64H45ZM46 66V67H47ZM77 66V65H76ZM206 66V67H205ZM234 66V67H233ZM251 66V67H250ZM59 67H61V68H59ZM183 67V66H182ZM190 67V66H189ZM233 67V68H232ZM62 68H64V70L62 69ZM74 68V70H75V67H73ZM223 68V69H222ZM225 68V69H224ZM230 68V69H229ZM67 69V70H66ZM152 70V74H154V75H156V73H154V71H153V67L151 68ZM211 69V70H210ZM214 69H216V70H214ZM237 70H239V71H237ZM188 71V70H187ZM224 71V72H223ZM65 72V73H64ZM77 72H78V69H77ZM189 72H190V68H189ZM210 72V73H209ZM212 72H213V74H212ZM215 72H216V74H215ZM227 72V73H226ZM233 73V74H229V73ZM191 73V72H190ZM212 76H211V75ZM227 74V75H226ZM234 75V76H233ZM240 75V76H239ZM247 75V76H246ZM263 75V76H262ZM226 76H228V77H226ZM254 76V77H253ZM256 76H257V78H256ZM232 77V78H231ZM241 77V78H240ZM250 77H252V78H250ZM261 77H262V79H261ZM129 78L130 77H128L127 79H125L126 81H127V83H129ZM231 78V79H230ZM213 79H214V77H213ZM238 79H240L239 81H238ZM246 79V80H245ZM252 79H254V80H252ZM225 80V81H224ZM229 80V81H228ZM232 80V81H231ZM256 80H257V82H258V86L259 87H257V82H256ZM259 80V81H258ZM234 81V82H233ZM236 81V82H235ZM242 81V82H241ZM246 82V81H248L247 82V84H243L242 86H241V84L243 83V82ZM251 81H252V83L254 84V87H253V85L251 86ZM73 82H75L74 80H73ZM162 82V81H161ZM236 83H238V85L236 84ZM250 83V84H249ZM130 84V83H129ZM162 84L164 85L163 87H165V83H163L162 82ZM177 84H179V83H177ZM260 85H261V87H260ZM171 86V85H170ZM179 86H181V85H179ZM252 87V88H251ZM257 87V88H256ZM165 88H168V85L165 87ZM251 89L253 92H251V90H248V89ZM259 88V89H258ZM261 88V89H260ZM163 89V88H162ZM161 89V90H162ZM204 89V88H203ZM203 89H202V92H204L203 91ZM241 89H244V90H241ZM247 91H246V90ZM256 89V90H255ZM234 90V89H233ZM261 90H263V91H261ZM235 91H237V89L235 88ZM241 91H243V94H244V96H243V94H242V92ZM245 91H246V93H245ZM250 92V93H249ZM260 92H262L261 94H260ZM99 93H101V92H99ZM98 93V94H99ZM151 93V92H150ZM219 93H221V94H219ZM241 93V94H240ZM253 93H256L255 94V97L253 96ZM96 94V93H95ZM103 94V93H102ZM149 93H147V95H148ZM180 94V93H179ZM178 94V95H179ZM185 94H187V92H182V94H181V96L183 95L184 97H185ZM219 94V95H218ZM239 94H240V96H239ZM250 94V95H249ZM260 94V95H259ZM12 95V94H11ZM55 95H57V94H55ZM178 95H176V96H174V98L172 97V95H171V98L170 99H167L166 101H164L162 104H164V105H167V104H169V101L170 100H172V102H173V100L175 101V100H177V99H183L184 100V97H182L181 98V96L179 97ZM212 95V96H211ZM253 96L252 97V100H254V101H250L249 99H251V98H249V96ZM256 95H258V97H256ZM10 96V95H9ZM249 98H247V97ZM260 96V97H259ZM48 97H53V96H51V95H49ZM144 97H145V99H143V100H148L151 96H149V97H147L146 96V94L144 95ZM209 97H207V98H209ZM233 97V98H232ZM237 97V98H236ZM262 97V98H261ZM147 98V99H146ZM186 98H195V99H197V97H196V95H194L193 96V94H192V96H189V97H187L186 96ZM211 98V99H212ZM256 98V99H255ZM60 99H62V98H60ZM238 99V100H237ZM242 99H243V101H242ZM225 100V101H224ZM229 100L230 101H232L231 103H229ZM221 101H220V103H221ZM228 101V102H227ZM236 101H239L238 103L236 102ZM256 101H258V104H257V102ZM204 102H206V101H204ZM209 102L210 101H207L206 103H203V104H201V105H199V104H197L198 105V107H197V105H195V107H192L191 108V110L189 109L188 110V113H190V115L188 116L187 115V117L188 118H185L186 120H191L192 118L194 119V124L195 123H197L198 125H202V124H200L199 122H195L196 120L198 121V117H196V116H198V114H193L192 115V113H194V112H196V109H200L201 108V106H203V105H206V106H208L209 105ZM235 102V103H234ZM250 104H249V103ZM254 102L256 103V104H254ZM170 103H171V101H170ZM240 103V104H239ZM246 103V104H245ZM248 103V104H247ZM242 104V105H241ZM239 105H241V106H239ZM163 105H161L160 107H162ZM159 107V108H160ZM206 108V107H205ZM242 108V109H241ZM155 109H157V108H155ZM244 109V110H243ZM32 110H34V109H32ZM238 110H239V114H238ZM232 111V113H230ZM183 114H185V113H183ZM204 114H206V115H209L210 114V112L209 113H204ZM204 114H203V116H204ZM257 114V113H256ZM233 115V116H232ZM264 114H261L260 116L262 117H260L259 118V116H256V118H252V120H251V122L249 121L248 123H246V125H244V128H241L239 131L237 130V131H235L234 132V134L232 135V136H234L235 134H238L239 132H241L242 133V131H243V129H245L244 131L246 132V131H248V130H251V129H257V133H259L258 135H259V137L261 136L262 137V135H264V124H260L261 123V120H264V116H263ZM181 115L179 114V113H177V114H175V118H179ZM193 116V117H192ZM200 116V115H199ZM202 116V115H201ZM235 116V117H234ZM253 117V116H252ZM131 118V116H127V119L129 120ZM204 118V117H203ZM125 120H126V118H124ZM184 118L182 119L183 121L185 120ZM255 119V120H254ZM185 120V121H186ZM226 120V121H227ZM167 121H169V122H167L168 124H166L165 126H167L168 128H169V126L171 127V128H169V131L172 129V130H174L175 128L174 127H177V125L180 123H182L181 122V120H171L170 118H169V120H167ZM178 121H180V122H178ZM255 121V122H254ZM175 122H177V123H175ZM189 122V121H188ZM243 122H245V121H243ZM243 122H242V124H243ZM257 122H258V124H257ZM170 123H171V125H170ZM172 123H174L175 124V126H174V124H172ZM226 123V122H225ZM264 123V122H263ZM177 124V125H176ZM260 124V125H259ZM183 125H184V123H183ZM187 125V124H186ZM196 125V124H195ZM225 125V124H224ZM258 125L260 126V128H261V130L259 131L258 129H259V127H258ZM240 126V125H239ZM249 126V127H248ZM256 126V127H255ZM263 126V127H262ZM166 127V128H167ZM224 128V127H223ZM246 128H247V130H246ZM251 128V129H250ZM168 131V130H167ZM166 131V132H167ZM187 132H189V131H187ZM236 132H238V133H236ZM138 135V136H137ZM163 135V134H162ZM162 135H161V137H160V141H158L157 140V143H158V146H160L161 145V148H160V150L162 151V156H164L165 155V158H163V159H168L167 157H168V155H167V153L169 152V150H166L165 148H167V144H169V146L171 147V149L173 150L174 149V147H179L180 149H182L183 151H186L187 152V150L189 149V150H191L190 148H188L187 146H183V145H179L178 146V144L176 143V146L175 145H173V146H171L170 145V143H171V141L169 142H167V144H165L164 146H162L163 145V143H161V140H162ZM124 136H126V133L124 134ZM133 137H136L137 139H136V141H135V144L138 142V140L139 139H141L140 138V135L138 134V133H136V134H134V135H132ZM223 136H225V135H223ZM222 135H221V137L220 138H222L223 137ZM226 137V136H225ZM247 137H250V136H247ZM259 138L260 140H257V139H252V137H250L249 139L248 138H246V137H243V141L245 140L246 142H248V145L250 144V142H251V144L249 145V146H247V143L245 144L247 147H248V149H249V147H251L250 148V151L251 152H246V153H244L243 155H242V157L244 158L243 160H245V162H243V163H245V165H251L250 167H248L247 168V170H248V172L249 171H254V173L253 174H251V176L250 177H245V174H244V171L248 174L247 176H249V173H252V172H247L246 170H244L243 171V169L244 168H241L240 169V167L238 168L237 167V169H238V172H236V170L237 169H235V172L233 173L232 172V174L231 175H233V176H235L237 179H238V177H243L242 179H240L239 181H244V183H246V181L248 180V182H250V183H248V184H252V185H250V188L248 189L249 190V192L247 191V192H245L246 193V195L247 196H250V197H247V196H245V193H237L236 192V190H235V193L234 194H237V195H234V197H232L233 199H230L231 198V193L229 192V189L228 188H225L226 186L225 185H223V184H226L227 185V187L229 186L227 183H226V181H227V179L228 178H230V177H232L230 174H228L226 177H224L225 178V180L223 179L222 181H221V179H219V181L217 180H215V179H213L212 178V176L213 177H216V171L215 170H212L213 169V167H211L212 166V164H216V162H217V160H216V158L214 157L216 154H215V152H217V150H219L223 145H222V142H221V140H220V143H218V144H216L214 141H212V146H211V152H212V154H213V156H208V157H206V158H204V160L202 161V162H204V164L203 163H201L200 165H197V167H198V171H200V172H202V171H205V173L207 174L206 175V177L203 179V188H204V190L207 192V194L209 195V191H211L213 188H215V190L214 191H217L218 193H220V196L218 197V193H215V195H217V197L219 198H216L215 199V197L213 198V199H215V200H211L210 198H208V197H204L205 198V201H206V203H207V206H211V207H217V209H218V206L219 207H223V206H225V208L224 209H226L227 210V213H226V216H225V219L224 218H221L222 220H223V222H225V221H227L226 219H228V218H226V217H229V221L231 222V223H234L233 225H235L236 223L235 222H233V220H232V217H235V216H237V217H235V219L237 220V219H241V221L242 222H245V226H241V231H239V235H241V237H239L240 238V241L242 240V239H244L243 240V242H241V243H243V244H240V246L242 247V249H243V251L241 250V247H240V249L238 250V248H236V249H232V252L233 251H235V252H237L236 250H238V252L236 253V255H234L233 254V256H231V255H229V254H231L229 251H230V247H228L227 245H225V244H223V241H222V244H220L219 246H216V248H213V247H211V249H215V250H211V251H215V252H217L216 253V255L217 256H219V257H221V258H219V259H221V260H219V259H217V258H215V259H217V260H219L217 263L218 264H221V262H225V259H226V261L228 262V261H230L231 263H233V264H238L239 263V261H240V263L241 264H243V262L244 261H246V260H248L249 259V257L250 258H253L254 260H253V262L256 264V262L257 261H262V259L260 258V257H263V259H264V256H261L260 255V253L262 252V250H264V248H263V246H264V190H263V187L262 186H264V181H263V178L261 179L260 177L258 178V176L256 175V172L258 171V170H255V165L256 166H261L262 165V168L264 167V156H262L263 154H264V136L262 137V138ZM226 139V138H225ZM125 140H126V138H125ZM249 140H251V141H249ZM253 140H257V141H259V142H255V141H253ZM131 141V138H130V140H129V142ZM140 143V142H139ZM175 143V141H173V144ZM254 143V144H253ZM256 143V144H255ZM132 144H134V143H132ZM205 144H208V143H205ZM205 144H202L201 146H200V150H202L205 146ZM243 144H244V142H243ZM253 144V145H252ZM259 144V145H258ZM262 144V145H261ZM221 145V146H220ZM166 146V147H165ZM168 146V148L167 149H170V147ZM215 146V147H214ZM217 146H219L218 148H217ZM255 146H258L259 147V151L257 150V148L255 147ZM262 146V147H261ZM165 147V148H164ZM188 149H187V148ZM245 147V146H244ZM163 148V149H162ZM215 148H217V149H215ZM255 148V149H254ZM194 149V148H193ZM196 150V149H195ZM195 150H194V152H195ZM213 150H214V152H213ZM253 150V151H252ZM191 151H193V150H191ZM262 151V152H261ZM253 152H254V155L256 156V158L255 157H253L254 155H253ZM191 153V152H190ZM250 153V154H249ZM256 153V154H255ZM202 154V155H201ZM201 154L199 155V156H192V158L194 159V158H196V157H198V158H200V159H202V156H204V153H203V151L201 152ZM239 155V154H238ZM241 155V154H240ZM249 156H252V158L251 157H249ZM263 157V159L261 158V157ZM176 157L177 156H174V157H171L172 158V160H175L176 159ZM179 157H181V156H179ZM214 157V158H213ZM248 157V158H247ZM261 159V162H258V159L259 158ZM192 158H190V160H193ZM241 158V157H240ZM251 158V159H250ZM161 159V158H160ZM170 159V158H169ZM171 159L170 160H166V162L168 163H171V165H172V162L174 163V161H172ZM263 160V161H262ZM171 161V162H170ZM192 162V163H191ZM189 161V163L187 164V165H185V167H184V165L182 166V164H180L179 165V163H176L177 165H178V167L180 168L181 167V170L176 166V165H174L173 164V167H172V172H169L170 170L168 169L171 165H169V164H167V163H165L164 164V170H166V173H167V175H168V177H165L164 178V180L161 178V181L162 182H167V181H169L168 179H170V181L173 183V186H172V188L170 187V186H166V185H164L163 183H161V181H160V172H158L157 174H158V177H157V180H156V182H155V177H153L152 179H150L149 181L145 178V176L144 175H141V183L143 182V184H141L140 182L138 183L139 185H141L143 188L141 189V190H138L137 189V187L136 186H138V185H135V186H133V189H135V190H133L132 188H130L129 190L131 191V194L133 193V191H135L134 192V194H133V196L135 197L137 194L140 196V198H143V196H144V194L145 193H147V194H145V196L146 195H148V194H150V193H152L153 192V194H151V198H154V200L156 201V202H154L153 200H152V202H151V204H149V206H147L146 205V208H144V209H146V211H147V213H146V211L145 210H142L143 211V213H141V216H139L138 217V220L137 221H141L143 224H142V226H141V228L140 229H142L144 232H143V237L141 238L142 240H144V241H142L146 246H148V249H149V251H148V249L147 248H145V249H147V250H144V248L143 249H141L140 250V255H139V253H138V255L139 256H136V257H134V258H136V259H134L133 261V264L135 263V261H136V263L135 264H140V263H142L143 262V260H145L146 258L148 259H152V257H154V254H155V250H158L159 252H161L162 250V254H164L165 255V253H169L170 251H168V249L166 248V247H163L164 246V244L163 243H161L160 244V242H158V237H155V238H153L154 237V235L155 236H157V234L156 233H159V234H164L162 231H163V229H164V227H165V225H166V229H167V226H172V225H175V223H177V221L176 220H174V216H172L173 215V213L171 212V209L168 207V203H167V200L170 198V195L171 194H174L175 192H177V191H179L178 189H180V187H176L178 184H180V182H178L179 181V179H183L181 176H179V175H186V172H187V170H186V168H187V166L189 165V164H192L191 166H195V164H196V161ZM195 162V163H194ZM252 164H254V165H252ZM248 163H250V164H248ZM69 164H74V167H68V166H65L67 169L69 168V169H72V170H74V169H76L77 168V166H76V163L75 162H71V163H69ZM260 164V165H259ZM43 165H46V166H51V162H50V164L49 163H45V164H43ZM153 165H155V161L153 162ZM175 166V167H174ZM253 166V168L251 169V167ZM94 167H97V164H95V166ZM93 166L90 168V169H92V168H94ZM184 167V168H183ZM203 167H205V168H203ZM211 167V168H210ZM166 168V169H165ZM173 168L175 169L174 171H173ZM176 168H177V171L178 170H180V171H178V172H180V173H178V172H176ZM196 168V167H195ZM195 168H194V170H192L191 172L189 171L188 173L189 174H191L192 172V174L191 175H193L194 173H195ZM208 168H210V169H208ZM96 169V168H95ZM183 169V170H182ZM203 169V170H202ZM246 169V168H245ZM254 169V170H253ZM97 170V169H96ZM161 171V170H160ZM185 171V172H184ZM197 171V172H198ZM241 171H242V173H241ZM173 172H175V173H173ZM184 172V173H183ZM240 172V173H239ZM213 173H215L214 175H213ZM237 173V174H236ZM170 174V175H169ZM167 175H165V176H167ZM176 177H175V176ZM258 178H256L257 179V181L255 180V178H253V177H255V176ZM177 176H178V178L179 177H181V178H177ZM209 176H211V178L209 177ZM253 176V177H252ZM172 177V178H171ZM175 177V178H174ZM150 178H151V176H150ZM166 178H168V179H166ZM207 178V179H206ZM250 178H252L251 180H250ZM5 179V178H4ZM172 179H175V180H172ZM8 182H9V184L10 183H12L13 181L15 182L16 180H14L13 179V181H12V179H9V178H7L6 179ZM116 180H118V181H120V180H122V178H118V179H116ZM187 180H189V178L187 177ZM187 180H185L184 182H186ZM250 180V181H249ZM255 180V181H254ZM261 182V180H262V182H263V185H262V183H261V187H259L260 186V183H258L257 184V182H259V181ZM150 181H153V182H150ZM174 181H175V183H174ZM223 181H225V182H223ZM242 181V182H243ZM218 182V183H217ZM252 182V183H251ZM145 183V184H144ZM150 183V184H149ZM151 183H153V184H151ZM256 183V184H255ZM157 184H158V186H157ZM185 184V183H184ZM183 184V186L182 187H185V185ZM187 184H189V181H187L186 182V185ZM208 184V185H207ZM219 184V185H218ZM243 184V183H242ZM12 185V187H13V189H14V191H13V193H10L9 195H10V199H12V195H14V193H15V197H18L19 195L21 196V193L19 192V189H18V187H17V185H15L14 183H12V184H10V186ZM14 185V186H13ZM175 185V186H174ZM211 185H212V187H211ZM216 185V186H215ZM253 185H255V186H253ZM256 185H258L257 186V188H256ZM145 186V187H144ZM165 186V188H162L161 189V187H164ZM179 186V185H178ZM218 186V187H217ZM134 187H136V188H134ZM157 188L158 187V189H156V191H157V193L155 192V190H153L154 188ZM167 187V188H166ZM237 187V181H236V185H235V187L234 188H236ZM103 188H105V187H103ZM152 188V189H151ZM169 188V189H168ZM219 189V191H218V189ZM230 188V187H229ZM232 188V187H231ZM132 189V190H131ZM146 189H148V190H150L149 191V193H148V190H146ZM217 189V190H216ZM262 189V190H261ZM144 190V191H143ZM146 190V191H145ZM161 190H163L164 191V193H162L163 191H161ZM252 190V191H251ZM259 190V191H258ZM110 190L109 189H107V191L106 192H109ZM130 191H129V194H130ZM170 191V192H169ZM227 191V193H225V192ZM251 191V192H250ZM262 191V192H261ZM118 194L120 193V191H116ZM144 192V193H143ZM171 192H173V193H171ZM222 192H224V193H222ZM229 192V193H228ZM234 192V191H233ZM254 192V193H253ZM260 192V193H259ZM155 193V194H154ZM168 193H171V194H168ZM221 193L222 194H224L225 196H227V198H225V196H221ZM257 193V194H256ZM262 193V194H261ZM19 194V195H18ZM157 194V197L155 196V197H152L153 195H156ZM166 194L167 195H169L168 197L166 196ZM204 194H206V193H204ZM214 194V193H213ZM233 194V193H232ZM244 194V195H243ZM254 194H256V195H254ZM259 194V195H258ZM126 195H128V194H125L124 196H122V198L126 201ZM137 195V196H138ZM242 195V196H241ZM19 196V197H20ZM130 196H132V195H130ZM133 196L131 197V199H130V201L132 200L133 201ZM136 196V197H137ZM212 196H214V195H212ZM228 196H229V198H228ZM256 196V197H255ZM222 197V198H221ZM14 198V197H13ZM110 197H106L105 198V202H107V200L109 199ZM116 198V197H115ZM122 198L120 199V201H118L117 199L111 204V203H109L110 205L109 206H106V207H104L102 204L100 205V207H101V209L102 210H106L107 209V211H109L110 210V212H109V216L106 218V219H104L103 221H101V222H99V223H102V227H103V229L104 228H107L109 225H110V223L111 222H109V221H111L112 219L111 218H114L115 216H116V210H123V200H122ZM130 198V197H129ZM129 198L127 199V200H129ZM139 198V199H140ZM136 198H134V200H135ZM138 199V197H137V199H136V201L137 200H139ZM218 199V200H217ZM243 199V200H242ZM260 199L262 200V201H260ZM231 200V201H230ZM239 200V201H238ZM161 203H160V202ZM120 202H122V206H121V208H120ZM126 202H129V201H126ZM135 202V201H134ZM154 202V203H153ZM211 202V203H210ZM115 203V204H114ZM170 203V202H169ZM208 203H210V204H208ZM162 204V205H161ZM252 204H254L252 207H251V205ZM257 204V205H256ZM215 205V206H214ZM222 205V206H221ZM233 205V206H232ZM1 206H5V207H8V208H10V212H8V214L9 213H12L11 211V206L10 205H1ZM161 206L163 207V209L161 208ZM227 206V207H226ZM112 207V208H111ZM152 207H153V209L154 210H151V213H150V209H152ZM116 208V209H115ZM149 208V209H148ZM159 208V209H158ZM161 208V209H160ZM228 208V209H227ZM95 209V208H94ZM109 209V210H108ZM170 209V210H169ZM230 209V210H229ZM231 209H232V211H231ZM156 210V211H155ZM162 210H164V211H162ZM234 210V211H233ZM114 211V212H113ZM161 211V212H160ZM230 211V212H229ZM120 212H122V211H120ZM159 212L161 213V215H162V213H165V214H163L162 216L159 214ZM229 212V213H228ZM262 212V213H261ZM0 213H3L2 211H0ZM154 213V214H153ZM156 213V214H155ZM232 213V214H231ZM3 214H6L5 212L3 213ZM93 214H95L94 213V211H93ZM117 214L119 215L120 213L119 212H117ZM143 214V215H142ZM159 214V215H158ZM230 214V215H229ZM260 214V215H259ZM146 215V216H145ZM150 215V216H149ZM153 215H157V216H155V218H154V216L152 217ZM172 216V218L170 217V216ZM228 215V216H227ZM251 215V216H250ZM246 216V217H245ZM258 216V217H257ZM140 217H142V218H140ZM162 218L163 220L162 221H159V223H158V225H157V221L159 220V218ZM250 217H252V218H250ZM254 217H256V218H254ZM151 218V219H150ZM179 218V222H180V225L182 224V228L184 229V231H188L187 233H189V235L190 236H188V237H186V238H188V239H186L185 238V235H187L186 233H181V234H179V236L181 237L180 238V240L181 241H176L175 239H173V240H171L172 242H173V250L175 251L176 249H177V243L179 244V243H185V245H188V246H192L193 245V243H195V244H205V245H208V244H210L211 242L210 241H212V239L214 238V240H215V238H217V239H219L220 237L219 236H221L222 235V232L223 231H218L217 229H215V228H213V227H210V226H207L208 225V223L207 222H205V219H204V217H200V220H201V222H200V225L202 224L203 225V228H207L208 229V227H210V229L212 230V231H216L217 230V232H212L210 235H207V236H203V235H200L199 233H197V230L198 229H196V227L198 226V222H196V221H194L193 220V222H191V221H189V222H186V225H185V227H183L184 225H183V222L182 221H180V220H183L184 218L183 217H178ZM231 218V219H230ZM142 219H144V220H142ZM149 219L150 220H153V219H155V220H157V221H154L153 223H151L150 225L149 224H146V223H148L149 222ZM172 219V220H171ZM107 220V221H106ZM147 220V221H146ZM161 220V219H160ZM184 220H186V219H184ZM136 221V222H137ZM238 221V220H237ZM249 221V222H248ZM254 221H256L255 223H254ZM160 222H162L161 224H160ZM173 222V223H172ZM204 222V223H203ZM252 222H253V225H254V227L252 226ZM109 223V224H108ZM190 223V224H189ZM194 223V224H193ZM131 224V223H130ZM146 224V225H145ZM152 224H154V225H152ZM193 224V225H192ZM206 225V227H205V225ZM145 225V226H144ZM232 225V224H231ZM258 225H260V226H258ZM134 226V225H133ZM213 226V225H212ZM250 226V227H249ZM255 226H256V228H255ZM163 228L162 229V231H161V228ZM249 227V228H248ZM149 230H148V229ZM158 228L160 229V232H159V230H158ZM246 228H248L247 230H246ZM146 229V230H145ZM158 230V232H157V230ZM196 229V230H195ZM201 229V228H200ZM206 229V230H207ZM210 229H208V232H210L211 230ZM239 229V230H240ZM245 229V234H247V235H244L243 233L244 232H242L243 230ZM53 230H57V229H53ZM151 230H153L152 232H151ZM155 230V231H154ZM249 230V231H248ZM168 231V230H167ZM167 231H166V233H167ZM247 231V232H246ZM254 231V232H253ZM243 234V236H242V234ZM148 233V234H147ZM151 235H150V234ZM196 233V234H195ZM87 234V232L84 234V236H86V237H88V234ZM158 234V235H159ZM194 234V235H193ZM93 235L95 236L96 234H94L93 233ZM146 235V236H145ZM215 235V236H214ZM97 236V235H96ZM166 236V235H165ZM198 236L199 237H201V239H203V240H199V242L197 243L196 241H197V238H198ZM249 237V239H247L246 237ZM7 237V236H6ZM8 237H11V235L10 234H8ZM148 237V238H147ZM193 237V238H192ZM197 237V238H196ZM212 237V238H211ZM245 237V238H244ZM1 238H3V237H0V239ZM116 238V237H115ZM184 238V239H183ZM206 238V239H205ZM211 238V239H210ZM242 238V239H241ZM6 239V238H5ZM106 239H109L110 240V242H112L111 241V239L112 240H115V241H117L116 239H114L113 237H106L105 239H103L104 241L103 242H105V240ZM150 239V240H149ZM158 239V240H157ZM167 239V238H166ZM190 239H192L191 241H193L192 242V244L191 243H187V242H185V240H187V241H190ZM210 241H209V240ZM216 239V240H217ZM109 240L107 241V242H109ZM156 240H157V242H156ZM176 242H175V241ZM182 240H184V241H182ZM250 240V241H249ZM253 240V241H252ZM115 241L114 242H112V243H115ZM263 241V242H262ZM109 242V243H110ZM203 242V243H202ZM244 242H246V243H244ZM29 243V242H28ZM38 243V242H37ZM112 243H110V244H112ZM150 245V244H152V245H154V247L152 246V245H148V244ZM248 243V244H247ZM137 244V243H136ZM191 244V245H190ZM251 244V246H249ZM263 244V245H262ZM243 245V246H242ZM249 246L247 249H246V247L245 246ZM37 246V245H36ZM108 246H110V245H108ZM131 246H133V245H131ZM134 246H135V244H134ZM133 246V247H134ZM258 246V247H257ZM34 247H35V245H34ZM136 247H138V246H136ZM190 247H188L187 249H186V247L184 248V249H186V250H182V251H184V252H186L188 249H190ZM253 247V248H252ZM153 248H155V249H153ZM191 248H193V247H191ZM210 247H207L206 248V250H208ZM224 248H226V249H224ZM252 248V249H251ZM255 248V249H254ZM250 249V250H249ZM254 249V250H253ZM169 250H172L171 248L169 249ZM171 251V253L172 252H174V251ZM217 250V251H216ZM223 250V251H222ZM226 250V251H225ZM227 250H228V253H227ZM251 251V253L249 252V251ZM158 251H156V252H158ZM167 251V252H166ZM189 251V250H188ZM187 251V252H188ZM242 251V252H241ZM132 252V251H131ZM223 252H224V254H223ZM234 252V253H235ZM240 252V253H239ZM246 252H248L249 254V256L247 255V253ZM253 252V253H252ZM145 253L147 254V255H145ZM150 254V255H149ZM239 254V255H238ZM241 254V255H240ZM244 254V255H243ZM251 254V255H250ZM259 254V255H258ZM114 255H115V253H114ZM151 255H153L152 257H151ZM255 255V256H254ZM239 256V257H238ZM244 256V257H243ZM253 256V257H252ZM257 256V257H256ZM138 257H140V258H138ZM245 257H247V258H245ZM238 258H240V259H242V261L241 260H239ZM257 258H259L258 260H257ZM140 259V260H139ZM222 259H224V260H222ZM239 260V261H235L236 263H234V261L232 262V260ZM246 259V260H245ZM244 260V261H243ZM250 260V261H249ZM248 261H246V262H244V264L246 263H248V262H251V264H254V263H252V259H249ZM257 260V261H256ZM38 261H40V262H42L43 264H46V262L43 260V259H38V260H36V262H38ZM138 261H139V263H138ZM154 261H155V259H154ZM259 261V262H260ZM114 262H116V261H114ZM230 262H228V264H231ZM259 262L257 263V264H259ZM117 263V262H116ZM152 263V262H151ZM239 263V264H240ZM225 264H227L226 262H225ZM248 264H250V263H248ZM260 264H262L261 262H260Z\"/></svg>",
    "mask_w": 264,
    "mask_h": 264
},
{
    "label": "water",
    "instance_id": "water-1",
    "mask_svg": "<svg viewBox=\"0 0 264 264\" xmlns=\"http://www.w3.org/2000/svg\"><path fill=\"white\" fill-rule=\"evenodd\" d=\"M232 184H235V181H234V183H232ZM6 188H7V183H6V181H4V182H0V196L6 194ZM2 210L8 211V208H7V207H3ZM38 262H39L38 264H43V263L40 262V261H38Z\"/></svg>",
    "mask_w": 264,
    "mask_h": 264
},
{
    "label": "crops",
    "instance_id": "crops-1",
    "mask_svg": "<svg viewBox=\"0 0 264 264\" xmlns=\"http://www.w3.org/2000/svg\"><path fill=\"white\" fill-rule=\"evenodd\" d=\"M28 0H21L20 2H21V5H23L24 3H26ZM62 2H64V0H62ZM27 4H30L29 2L27 3ZM56 12V11H55ZM57 12H59V10L57 11ZM56 12V13H57ZM67 12V11H66Z\"/></svg>",
    "mask_w": 264,
    "mask_h": 264
},
{
    "label": "snow or ice",
    "instance_id": "snow-or-ice-1",
    "mask_svg": "<svg viewBox=\"0 0 264 264\" xmlns=\"http://www.w3.org/2000/svg\"><path fill=\"white\" fill-rule=\"evenodd\" d=\"M234 183V182H233Z\"/></svg>",
    "mask_w": 264,
    "mask_h": 264
}]
</instances>
